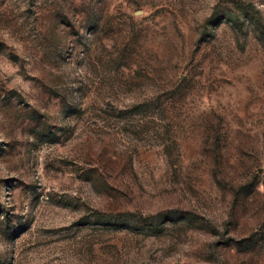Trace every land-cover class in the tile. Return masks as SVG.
I'll list each match as a JSON object with an SVG mask.
<instances>
[{
    "label": "rangeland",
    "instance_id": "1",
    "mask_svg": "<svg viewBox=\"0 0 264 264\" xmlns=\"http://www.w3.org/2000/svg\"><path fill=\"white\" fill-rule=\"evenodd\" d=\"M0 264H264V0H0Z\"/></svg>",
    "mask_w": 264,
    "mask_h": 264
}]
</instances>
